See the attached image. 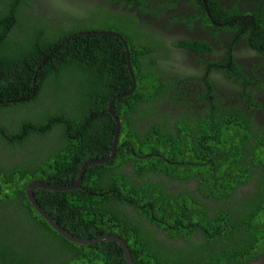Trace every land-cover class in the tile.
<instances>
[{"label": "trees", "instance_id": "16d2710c", "mask_svg": "<svg viewBox=\"0 0 264 264\" xmlns=\"http://www.w3.org/2000/svg\"><path fill=\"white\" fill-rule=\"evenodd\" d=\"M18 8L0 5V102L6 96L16 100L0 103V264H126L116 242L80 245L66 240L26 196L32 182L73 185L83 163L100 160L103 152L112 150L116 125L108 104L129 91L131 78L123 44L98 32L123 37L135 75L133 93L112 106L120 120L122 146L114 163L88 167L78 189L35 190L37 203L74 237H120L133 264H248L264 255V124L230 104L219 113L205 110L206 116L193 120L186 112L173 115L186 118L173 128L167 116L163 120L152 115L157 119L153 122L150 115H121L119 111L138 113L142 101L159 100L163 87L155 73L142 75L137 34L84 22L46 40L35 37L36 26L26 16L24 35L17 37ZM233 10L238 12L237 4ZM253 16L259 36L252 43L264 46V18L256 12ZM82 32L88 35L70 38ZM144 81L152 86L143 90ZM250 86L244 92L252 99L248 92L258 89ZM169 98L173 106L181 104L177 93L165 99ZM205 151L223 158V166H235V180L222 177L223 166L213 169L210 177L204 173L210 167L192 166ZM180 161L189 165L175 167ZM196 172L203 174L195 180L196 197L187 188L176 195L160 181L146 178L139 185L131 179L142 178L144 183L145 173L165 174L173 186L180 184L177 178L187 180ZM157 233L163 235L157 238Z\"/></svg>", "mask_w": 264, "mask_h": 264}, {"label": "flooded vegetation", "instance_id": "af4514ba", "mask_svg": "<svg viewBox=\"0 0 264 264\" xmlns=\"http://www.w3.org/2000/svg\"><path fill=\"white\" fill-rule=\"evenodd\" d=\"M212 2L217 5L207 3L206 0H0V5L5 3L6 7L9 5L19 7L18 19L21 24L14 31L17 37L24 35L21 28L26 29L28 22L26 16L33 19L31 24L36 26L35 37L39 34L46 40H50L54 33L59 32L60 35L66 29L84 22L93 26L106 23L105 25L115 26L123 33H136L137 42L142 46L138 55L141 56L139 61L142 75L144 77L149 73H155L158 82L162 83L163 87L160 90L159 100L142 101L138 113H121L119 111L121 115H150L149 118H153V122H156L157 119L152 115L161 118L167 116L170 128H173L175 126L172 125L177 121L186 120L184 117L173 115L179 116L186 112L188 115H192L190 120H193L192 118L206 116L202 115L205 110L219 113L221 109L230 104L235 105L239 111H241L240 107L243 108L249 115L245 111H241L242 113L248 117L253 116L255 122L264 124V46L257 42L252 43L253 38L259 36L254 28L253 13H259L264 18V0H213ZM236 4L238 12L233 10ZM113 19L114 24L111 23ZM42 24H45L46 28ZM227 27H231V29H226ZM42 29H45V34L40 33ZM248 32H250L249 35L246 34ZM261 33L264 34V32ZM183 42L204 44V47L187 48L182 45ZM257 49L262 52H257ZM51 54L49 53L48 56ZM44 59L46 60L47 56ZM38 70L39 67L36 69V74ZM153 84L158 86L157 82H153ZM173 85H175L174 88ZM247 85H251V88L255 86L258 89L250 90L248 93L252 95L254 101L261 103L262 108H255L251 102L252 99L246 97L244 91ZM151 86L152 83L144 81L142 88L144 90V87L150 88ZM131 87L127 93L131 91ZM174 92L184 100L177 99L181 104L173 106L170 98L168 100L165 98ZM34 96L35 93H32L30 98L33 99ZM117 96L122 97L121 95ZM9 99L10 97L6 96L0 103H16V100ZM109 114L116 125L113 115ZM113 114L117 118L114 111ZM141 121L140 119L137 122L140 124ZM166 125L169 126L167 123ZM175 130L177 128L172 129V131ZM115 135L116 131L111 146H113ZM118 140L119 137L116 151L114 153L112 150L109 153L103 152L100 160L107 159V163L109 161L114 163L113 158L122 146L121 144L118 146ZM205 152L201 157L203 159L192 166L210 167V170L204 172L207 177H210L215 173L213 169L227 163L220 156L216 155L213 158L209 151ZM85 164L80 166L75 182L81 175ZM174 164L177 165L175 167L187 165L182 161ZM126 167L131 169L128 164ZM223 167L224 170L219 172L222 177L231 178L234 181L238 175L237 168L228 165ZM196 173L187 180L181 181L177 178L180 184L177 183L173 186L169 184V178L165 174L145 173L144 183L142 178L132 177L131 179L139 185L145 184L146 178L160 181L167 184L168 190L176 195L183 188H187L193 197H196L194 194L196 193L195 180L197 177L203 179L202 173ZM151 188L153 187L147 190ZM124 210L129 212L127 206L124 207ZM132 216H135L141 231H144V228L142 229L144 226L140 224L142 219L136 213ZM162 235L157 233V238Z\"/></svg>", "mask_w": 264, "mask_h": 264}, {"label": "water", "instance_id": "95a60500", "mask_svg": "<svg viewBox=\"0 0 264 264\" xmlns=\"http://www.w3.org/2000/svg\"><path fill=\"white\" fill-rule=\"evenodd\" d=\"M100 35L103 34H109V35H113L115 37H117L123 44L124 48H125V56H126V61H127V69L129 71L130 77L132 78V87H131V91L129 93L124 94L122 97L120 96H115L114 99L111 100L110 104H109V113H111V115H113V118L115 119L116 122V135H115V139H114V143L112 146V153H114L116 151L117 148V139L119 136V130H120V122L119 120L114 116L111 105L113 103L114 100H118L124 97L129 96L135 89L136 87V80L135 77L133 75L132 72V68L130 66V59H129V49L127 46V43L125 42V40L123 39V37L117 33H99ZM78 35H88L87 32H82L79 33L77 35H73L70 38L76 37ZM69 38V39H70ZM68 40V39H67ZM67 40L63 41V43H65ZM33 84H35V81L33 82ZM112 155V154H111ZM110 155V156H111ZM107 159L106 160H100V161H91L88 162L84 165V167L82 168V172L81 175L79 176L78 180L70 186H51L42 182H32L30 183L27 188H26V196L28 201L31 203V205L33 206V208L38 212V214L58 233L60 234L62 237H64L66 240L76 243V244H80V245H92L95 243H102V242H116L122 249L123 251V255L124 258L126 260V264H133L130 254H129V250L126 246V244L124 243V241L116 236H107V237H101V238H97V239H91V240H85V239H80L77 237L72 236L70 233L66 232L63 228H61L56 221H54L41 207L40 205L37 203L35 197H34V191L38 190V189H45V190H50V191H57V192H66V191H71V190H75L78 189L81 185V181H82V175L84 173L85 168H88L90 166L93 165H102V164H106L107 163ZM248 264H264V255L260 256L259 258L253 260L252 262L248 263Z\"/></svg>", "mask_w": 264, "mask_h": 264}]
</instances>
